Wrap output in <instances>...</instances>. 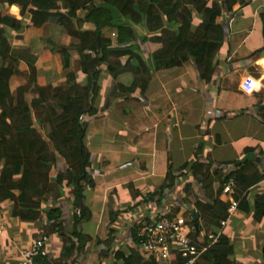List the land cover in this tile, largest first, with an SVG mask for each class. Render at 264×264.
I'll list each match as a JSON object with an SVG mask.
<instances>
[{"label":"trees","instance_id":"trees-1","mask_svg":"<svg viewBox=\"0 0 264 264\" xmlns=\"http://www.w3.org/2000/svg\"><path fill=\"white\" fill-rule=\"evenodd\" d=\"M253 1L0 0V205L7 202L11 218L27 224L36 223L38 229L44 218L42 237L55 234L62 240L59 258L53 260L50 254L47 264H80L83 243L77 226L91 217L84 205L83 191L86 186H94L88 174L87 129L80 122V117H92V103L97 94V69L105 66L106 74L113 80L130 76L129 84L117 85V90L127 95L136 92L143 95L152 74L179 68L186 63L194 66L200 82L209 84L217 70V56L225 44V29L218 23L219 18L223 12L230 14L234 8H243ZM11 6L18 7L20 20L4 13V9ZM193 14L196 17L192 21ZM258 19L262 23L264 40V13L259 14ZM50 20L56 21L62 32L76 42L70 46L52 45L51 51L59 55L65 74L63 85L38 86L36 70L31 67L26 84L11 92L9 81L17 73L19 65L10 54L12 36L19 38L25 28L38 29ZM83 25L91 29L83 30ZM104 29L116 34L114 41L102 35ZM141 32L143 34L139 36ZM148 43L158 48L143 53ZM263 52L264 47L259 48L249 57L263 56ZM71 53L78 58L74 69L87 78L86 86L74 84V74L69 72ZM122 59L123 65L120 63ZM194 157L181 168L200 185L203 195V201L194 202L191 214H194L196 223L206 225V232L216 234L214 227L228 218L229 204L220 200L228 181L234 183L232 199L237 203L235 211L243 210L250 214L245 194L264 176L258 172L249 173L248 167L252 162L223 165L232 166V171L227 174H223L224 169L223 172L216 170L210 173L207 166L197 161V155ZM57 164L65 168L64 172L51 180L50 173ZM183 175L182 171L179 176ZM177 177L168 163L165 187L172 189ZM64 186L72 196L68 219L70 230L64 227L62 212L57 207ZM189 188L186 184L184 192L188 193ZM253 211L256 217L264 215L256 204ZM118 214L109 215L107 237L101 242L103 249L99 252L102 258L108 257L115 234L112 226ZM187 225L192 228L193 221L189 219ZM140 230V223L131 227L134 248L113 251L112 264H156L152 259L145 261L137 254ZM188 236L198 245L196 232ZM216 243L208 253H216L225 260L231 249L222 235ZM0 264L4 263L0 261ZM169 264H180L178 256L172 253Z\"/></svg>","mask_w":264,"mask_h":264},{"label":"crops","instance_id":"crops-1","mask_svg":"<svg viewBox=\"0 0 264 264\" xmlns=\"http://www.w3.org/2000/svg\"><path fill=\"white\" fill-rule=\"evenodd\" d=\"M11 8L17 10L16 15L11 13ZM7 11L9 15L20 20L18 7H7L4 9V13ZM26 22L28 23V21ZM82 29L91 28L88 25H83ZM112 32V30L104 29L102 35L105 38H110ZM142 34L141 32L139 36ZM18 37L11 43L10 49L11 56L19 63L17 73L9 81L11 92L26 84V77L31 67L36 70L38 86L63 85L65 74L61 68L59 55L51 51L52 45L70 46L75 45L76 42L66 36L54 20H50L38 29L25 28ZM145 48L143 53L153 52L158 46L148 43ZM238 48L239 45L232 52L226 51L225 55L219 53V57L222 58L209 84L200 82L194 66L189 63L188 69L181 72H177L181 68L179 67L154 73L143 95H139L138 92L127 95L117 90L119 83L123 85L130 83V76L126 75L113 80L106 74L105 66L97 69V94L92 103V117L84 115L80 120L87 129L85 145L90 154L88 174L94 185L93 187L86 186L83 191L84 205L90 211L91 217L88 221L81 222L77 226L80 241L83 243L80 264H112L111 253L113 251L120 249L128 251L130 248H134L130 237V229L134 224L140 223L142 228L157 214L170 217L168 209L172 207L170 200L173 188L169 190L168 187H165L167 165L171 159L167 150L166 136L168 132L166 130L178 127L177 119L172 115L177 114L178 117L183 118L198 109V117L202 118V123L199 126L201 129L198 133V148L196 149H201L198 152L199 162L207 166L210 173L224 169L223 174H227L232 166L225 167L223 165L237 163L245 155L254 154L260 159V164L252 162V166L248 167L249 173L258 172L264 176V54L256 59L250 58V54L247 57H238L236 51ZM77 61L76 54H72L69 72L74 74V84L80 87L86 86L87 78L74 69ZM120 63L123 65L124 59L120 60ZM256 69L260 71L259 80L256 79L259 83L254 82L250 76V73ZM157 74L161 75L156 77ZM237 76L247 78L250 81V84L246 85L248 87L237 88L240 79ZM196 80H198L197 88L194 86ZM156 81L160 84V89H165L167 99L170 94L179 97V99H187L186 105L181 110L179 107L180 111H175L169 106L164 107L161 114L160 105L155 96L152 98L150 93ZM194 87L197 92H193ZM194 93L198 94L194 95ZM198 99L200 105L196 107L193 100ZM236 99L238 100L236 101ZM221 101L225 102L223 108L219 107ZM227 101H230L229 106ZM140 103L145 107L154 104L155 108L144 113L143 108L145 107H134ZM219 108L222 110H218ZM216 110L223 115L216 113ZM149 115L152 117V122L146 124ZM236 119H239L237 125L234 123ZM226 121L228 124H235L236 133L232 127L227 129V126H224ZM161 124H164L165 127L159 130ZM175 135L179 143L189 140V137H184L182 134ZM177 150L180 151L179 146ZM207 154L210 161L204 157ZM56 162L58 163V161ZM182 165L178 169L179 171ZM64 169L57 164L54 168L55 174L50 173L51 180L58 173H63ZM172 172L177 177V172L174 170ZM216 185L215 181L214 189ZM198 186L200 187V185ZM65 190L68 195L66 199L62 196L57 207L63 216L68 211L67 217H65L67 220L63 217L62 219L64 227L70 230L68 219L72 196L70 190L65 186L62 189L63 195ZM201 194L195 201H203ZM245 195L246 208L247 211L250 210V214H246L243 210L234 211L225 220L223 227H214L216 234L222 235L228 248L231 249L225 260H221L216 253H208L215 243L211 245L210 241L206 239V235L211 233L206 232V225L203 222L198 223L199 234L196 239L198 247L210 246L208 249L206 248L207 251L199 257L196 264H264V215L256 217L253 211L255 204L259 212L264 211V198H259L264 197V179L251 187ZM220 200L226 201L222 196ZM1 206H6L10 214V205L7 202ZM115 212H119L112 226L115 234L110 242L108 257L102 258L99 256L100 250L103 249L101 242L107 237L109 215ZM41 227L38 229L36 223H23L11 218L10 215L1 218L0 261L4 264H17L20 253L28 248L31 240L43 236ZM202 229L204 233H202ZM122 230H124L121 237L125 239L124 246H121V242L118 240ZM25 233L28 234L26 239ZM7 235L15 236V245L11 246V249L7 243L2 244V240ZM46 239V250L49 255L51 254L53 260H57L62 250V240L55 234L46 236ZM4 241L6 242V240ZM13 252L14 255L11 257ZM137 254L140 256L138 251ZM142 259L146 261V258Z\"/></svg>","mask_w":264,"mask_h":264},{"label":"rangeland","instance_id":"rangeland-1","mask_svg":"<svg viewBox=\"0 0 264 264\" xmlns=\"http://www.w3.org/2000/svg\"><path fill=\"white\" fill-rule=\"evenodd\" d=\"M11 13L16 15V9L11 8ZM264 13V0H255L253 3L249 4L248 6H244L243 8L236 7L234 8L233 12L230 14H227L225 12L222 13L221 17L218 20V23L221 24V26L224 27L225 29V39L224 42L225 44L222 46V50L220 51L222 55H225V52L230 50L236 49V47L239 45V48L236 50L238 53V57H247L249 54L253 53L255 50L264 47V40L262 38V23L258 19V15ZM8 14V11H7ZM9 15V14H8ZM82 14L79 13V16ZM195 14L192 15V21L195 20ZM140 31V30H139ZM137 31V32H139ZM139 35V34H138ZM16 36H12L10 42L13 43L16 41ZM241 42V44H240ZM139 44V43H138ZM150 46V45H149ZM236 53V54H237ZM264 53V52H263ZM221 56V55H220ZM237 57V59H238ZM222 58V57H221ZM219 55L217 56V66L220 63ZM236 58V56H235ZM245 59V58H244ZM256 59V58H255ZM189 63H186L184 66H182L180 69H178L177 72H181L183 70L188 69ZM254 70V69H253ZM242 73V70H240ZM153 75V74H152ZM161 74H157L156 77H158ZM260 71L255 70L254 72L250 73V76L252 77L253 81L256 83H259V76ZM198 77V76H197ZM242 77V76H241ZM237 76L239 79L238 82V87L237 88H243L248 87L246 86L247 84H250V81L247 78H241ZM152 78V76H151ZM150 78V81H151ZM257 79V80H256ZM153 85V84H152ZM198 85V80H196V83L194 86L197 88ZM160 84L156 81L155 84L152 86L150 93L152 95V98L155 96L157 103L160 105L159 111L161 112L164 107H168L171 109H174L175 111H180L187 102V99H179V97L173 96L170 94L169 99L166 98L165 95V89L162 90L160 89ZM236 87V86H235ZM196 88L194 87L193 92H197ZM250 91H251V86H250ZM198 94V93H196ZM194 93V95H196ZM201 98V97H200ZM231 98V95H230ZM244 99V98H243ZM166 100H168V103H166ZM238 99H236L237 101ZM194 105L198 107L200 105L199 99L198 100H193ZM192 101V103H193ZM231 101V100H230ZM230 101H227L228 106L230 105ZM241 101V100H240ZM223 104L225 105L224 101L220 102L219 107L223 108ZM133 105V103H132ZM144 104L140 103L139 105H136L134 107L138 108H143L145 106H142ZM180 107V110L178 109ZM155 108L154 104H150L149 107L143 108V112L146 113L148 110H153ZM194 108V106H193ZM219 108L218 110H222ZM216 113L218 112L217 110L215 111ZM219 113V112H218ZM162 114V112H161ZM175 114V113H174ZM220 115H223L219 113ZM229 115V113H228ZM172 117L177 119V128H173L172 130L168 129L166 130L168 132V135L166 136L167 142H168V152L170 154V164L172 166V170L177 172V181H175L173 190H171V202L168 213L170 216H176L179 215L185 219V221H188L189 215L194 209V202L195 200L198 199V195L201 192L200 187L198 186L197 183H195L192 180V176L190 173L186 170H178L180 166L184 163H190L193 161L195 158L194 156L197 155V161H200L198 159V152H200L201 149H196L198 148V133L200 132L201 127L200 124L202 123V118L198 117V109L197 111L195 110L192 114H189L187 117L180 118L176 115H172ZM180 118V119H179ZM228 121V118L226 119ZM225 122L224 126H227V129H230L231 127L234 129L235 133L237 132V127H235V124H228V122ZM152 122V117L149 115L146 119V124H149ZM239 119H236L234 123L236 125L238 124ZM213 123V122H212ZM223 123V122H221ZM229 125V126H228ZM165 127L164 124L159 125V130L163 129ZM206 134L205 132H203ZM175 134H182L184 137H189V140H185L182 143L178 142V139ZM209 134V133H208ZM211 134V133H210ZM180 147V151L178 152L177 147ZM197 146V147H196ZM205 158H207L210 161L209 155H204ZM59 161V160H58ZM204 161V160H202ZM60 164V161H59ZM211 166V164H210ZM52 173L55 174L54 169H52ZM183 171V176H179L181 172ZM232 169L229 171L231 172ZM228 172V173H229ZM189 185V192L185 193L184 192V186ZM199 193V194H198ZM68 195V192L66 190L64 191V198L66 199ZM202 195V194H201ZM203 196V195H202ZM67 212H65V216L62 215V217L67 220L65 217H67ZM9 211L7 210L6 206H1L0 207V217L1 218H6L8 217ZM0 218V219H1ZM43 218V217H41ZM43 219V223H44ZM133 225V224H132ZM131 225V226H132ZM204 226V224H202ZM125 228V227H124ZM124 230L120 231V237H118V240L121 242V246H124L125 244V239L121 238L124 234L122 233ZM128 232V231H126ZM202 233H204V230L202 229ZM28 234L25 233L24 237L25 239L27 238ZM1 240V237H0ZM6 240V242L4 241ZM4 240H2V244L7 243L8 247L11 249V246L15 245V236L14 235H7ZM15 250V249H14ZM14 252L11 257H13ZM198 261V260H197Z\"/></svg>","mask_w":264,"mask_h":264},{"label":"built area","instance_id":"built-area-1","mask_svg":"<svg viewBox=\"0 0 264 264\" xmlns=\"http://www.w3.org/2000/svg\"><path fill=\"white\" fill-rule=\"evenodd\" d=\"M110 38L114 41L116 34L112 32ZM81 120V118H80ZM234 183L229 180L222 189V197L229 204L228 217L236 210L237 203L232 199ZM225 221L220 222L223 227ZM193 228L187 226V222L181 216L169 217L159 214L149 223L142 226L137 234V251L142 258L152 259L156 264H169L172 253L177 255L180 264H196L209 246L199 248L188 236ZM220 234L208 233L206 239L213 245ZM49 253L46 250V238L32 239L28 248L20 253L18 264H47Z\"/></svg>","mask_w":264,"mask_h":264},{"label":"water","instance_id":"water-1","mask_svg":"<svg viewBox=\"0 0 264 264\" xmlns=\"http://www.w3.org/2000/svg\"><path fill=\"white\" fill-rule=\"evenodd\" d=\"M246 162H253L254 164L259 165L260 164V159L255 157L254 154H247L239 161V164H244ZM190 217H191V220L194 222L193 229L198 235L199 234V229H198V223L195 222L196 218H195L194 214H191Z\"/></svg>","mask_w":264,"mask_h":264},{"label":"clouds","instance_id":"clouds-1","mask_svg":"<svg viewBox=\"0 0 264 264\" xmlns=\"http://www.w3.org/2000/svg\"><path fill=\"white\" fill-rule=\"evenodd\" d=\"M80 118H81V117H80ZM157 215H158V214H157ZM157 215H156V216H157ZM176 216H179V215H176ZM190 216H191V215H190ZM190 216H189V218H190ZM170 217H173V216H170ZM174 217H175V216H174ZM182 218H183V217H182ZM190 219H191V218H190ZM186 222H187V221H186ZM193 224H194V222H193ZM187 226H188V225H187ZM188 227H189V226H188ZM192 228H193V226H192ZM193 232H195L194 229H193ZM197 236H198V235H197ZM136 250H137V248H136Z\"/></svg>","mask_w":264,"mask_h":264}]
</instances>
